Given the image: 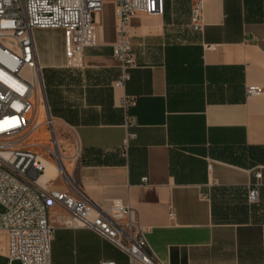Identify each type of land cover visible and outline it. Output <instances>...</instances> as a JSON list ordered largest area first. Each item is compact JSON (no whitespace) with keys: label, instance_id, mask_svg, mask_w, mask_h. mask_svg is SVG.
Instances as JSON below:
<instances>
[{"label":"crops","instance_id":"crops-1","mask_svg":"<svg viewBox=\"0 0 264 264\" xmlns=\"http://www.w3.org/2000/svg\"><path fill=\"white\" fill-rule=\"evenodd\" d=\"M200 1L202 34L189 28L195 0H166L162 16L131 20L135 67L124 89L114 87L116 0L95 15L97 44L81 69L66 68L63 31L52 42L34 31L46 108L61 131L62 160L40 157L48 177L59 171L47 182L55 190L69 191L63 173L94 208L121 201L134 210L161 264H264V0ZM248 86L263 92L247 97ZM127 134L135 138L124 157ZM62 216L55 209L51 264H130Z\"/></svg>","mask_w":264,"mask_h":264},{"label":"built area","instance_id":"built-area-1","mask_svg":"<svg viewBox=\"0 0 264 264\" xmlns=\"http://www.w3.org/2000/svg\"><path fill=\"white\" fill-rule=\"evenodd\" d=\"M166 0H116L117 41L113 57L120 64V76L114 87L124 89L135 67V55L129 35L131 20L139 15L162 16ZM105 0H0V233L5 235L4 257L7 264H51V244L55 222L52 211L63 212L62 222L71 229L97 234L126 254L130 264H161L147 241V229L139 224L134 210L114 201L106 210L94 208L62 174L69 191L41 184L45 163L30 148V137L45 126L52 131L57 123L46 108L45 86L39 65L34 31L60 30L66 35V68H83L84 53L96 47L95 15L102 13ZM203 8L200 0L190 11L189 28L202 34ZM206 51H215L205 45ZM257 86L245 89L247 97L258 96ZM133 97H124L121 108L127 127L132 124L128 111ZM46 120L41 125V115ZM135 135L127 134L121 149L125 157ZM55 161L56 153L49 150ZM255 178L261 179L260 174ZM206 200L205 195H201ZM248 203H258L257 185L248 192ZM173 219V213L169 214ZM102 264H115L103 262Z\"/></svg>","mask_w":264,"mask_h":264},{"label":"rangeland","instance_id":"rangeland-1","mask_svg":"<svg viewBox=\"0 0 264 264\" xmlns=\"http://www.w3.org/2000/svg\"><path fill=\"white\" fill-rule=\"evenodd\" d=\"M37 33L45 40L52 42L55 40V30H49V31H37ZM55 50H53L54 52ZM46 120V115L45 112L42 113L41 115V125L45 122ZM61 134V131L59 130L58 126L55 127V130L51 132V130L45 126L40 127L38 131H36L29 140L30 148L32 151L37 153L39 156H42L44 158L50 159V154L48 152V149L51 150L53 149L54 152L57 151L59 155L61 156L62 160V155L58 151V135ZM58 157V155H56ZM52 160V158H51ZM47 162V161H46ZM49 163V162H48ZM51 166L55 169V165L50 163ZM59 173V172H58ZM58 177L56 175L55 179ZM60 181L61 185H63L62 180ZM50 188H55V183L52 185L50 184ZM3 208L0 206V214L3 213ZM52 216H55V209L52 211ZM4 242H5V235L3 233H0V250L4 248ZM1 252V251H0ZM0 264H7V261L5 260L4 257H0Z\"/></svg>","mask_w":264,"mask_h":264},{"label":"bare ground","instance_id":"bare-ground-1","mask_svg":"<svg viewBox=\"0 0 264 264\" xmlns=\"http://www.w3.org/2000/svg\"><path fill=\"white\" fill-rule=\"evenodd\" d=\"M57 157V156H56ZM57 159H58V157H57ZM59 160V159H58ZM44 161V160H43ZM45 163V162H44ZM45 168H46V170H45V175L41 178V184L43 185V184H46L48 181H55V176L51 179L50 177H48V175H47V167H46V164H45ZM58 169L56 170V173L58 174ZM56 174V175H57ZM1 247V246H0ZM1 252V254H3L4 255V248H2V250H0Z\"/></svg>","mask_w":264,"mask_h":264}]
</instances>
